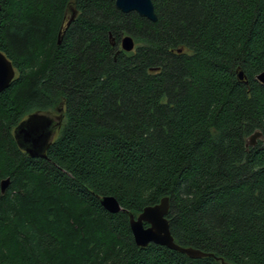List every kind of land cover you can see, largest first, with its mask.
<instances>
[{
	"label": "trees",
	"instance_id": "trees-1",
	"mask_svg": "<svg viewBox=\"0 0 264 264\" xmlns=\"http://www.w3.org/2000/svg\"><path fill=\"white\" fill-rule=\"evenodd\" d=\"M152 2L156 21L115 0H0L15 70L0 91V264H221L136 245L106 195L134 215L166 196L175 243L264 264V0ZM59 109L46 157H30L15 127Z\"/></svg>",
	"mask_w": 264,
	"mask_h": 264
},
{
	"label": "water",
	"instance_id": "water-1",
	"mask_svg": "<svg viewBox=\"0 0 264 264\" xmlns=\"http://www.w3.org/2000/svg\"><path fill=\"white\" fill-rule=\"evenodd\" d=\"M115 6L120 11L127 13L134 11L141 17H146L151 21L157 20L152 0H115ZM1 9V4H0ZM74 11L70 20L73 18ZM67 22V24L70 22ZM59 31V38H60ZM111 43L113 40L109 34ZM119 46L122 50L131 51L134 41L131 36L124 35L120 39ZM15 76L12 63L0 51V91L4 90ZM239 79H244L243 72L238 71ZM255 78L264 84V70L258 73ZM61 111V109H59ZM51 111L34 112L27 115L14 129V138L17 145L30 157H46V150L51 144L55 130L60 127L62 114L53 116ZM261 137V132L255 131L249 136L248 143L255 144L256 138ZM9 177L0 180V193L4 194L9 185ZM100 204L104 209L111 213L124 211L129 218V226L135 241L140 247H145L149 243L165 246L169 249L186 254L191 258L214 257L220 260L221 264H232L222 258L214 256L213 253L205 252L194 247H184L175 243L169 228L167 212L169 209L168 197H162L154 205L145 206L137 215H134L122 208L114 196L106 195L99 198Z\"/></svg>",
	"mask_w": 264,
	"mask_h": 264
},
{
	"label": "flooded vegetation",
	"instance_id": "flooded-vegetation-1",
	"mask_svg": "<svg viewBox=\"0 0 264 264\" xmlns=\"http://www.w3.org/2000/svg\"><path fill=\"white\" fill-rule=\"evenodd\" d=\"M71 16H72V15H71ZM70 18H71V17H70ZM50 113H52L53 116H57V115H59L61 112L58 111L57 114H54L53 112H50ZM61 123H62V122H61ZM61 123H60V126H61ZM59 128H60V127H59ZM59 128H58V129H59ZM58 129L55 130V135H56ZM259 138H260V137H259ZM257 139H258V138H256V140H257ZM256 140H255V143H256Z\"/></svg>",
	"mask_w": 264,
	"mask_h": 264
},
{
	"label": "rangeland",
	"instance_id": "rangeland-1",
	"mask_svg": "<svg viewBox=\"0 0 264 264\" xmlns=\"http://www.w3.org/2000/svg\"><path fill=\"white\" fill-rule=\"evenodd\" d=\"M54 114H57V112H53Z\"/></svg>",
	"mask_w": 264,
	"mask_h": 264
}]
</instances>
